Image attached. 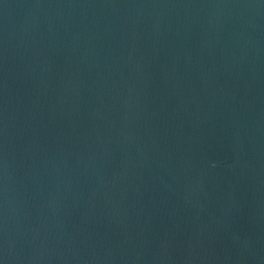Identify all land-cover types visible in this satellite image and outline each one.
Wrapping results in <instances>:
<instances>
[{
    "label": "water",
    "instance_id": "obj_1",
    "mask_svg": "<svg viewBox=\"0 0 264 264\" xmlns=\"http://www.w3.org/2000/svg\"><path fill=\"white\" fill-rule=\"evenodd\" d=\"M0 264H264V0H0Z\"/></svg>",
    "mask_w": 264,
    "mask_h": 264
}]
</instances>
